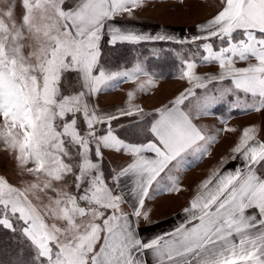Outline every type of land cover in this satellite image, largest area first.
<instances>
[{
	"label": "snow or ice",
	"instance_id": "snow-or-ice-1",
	"mask_svg": "<svg viewBox=\"0 0 264 264\" xmlns=\"http://www.w3.org/2000/svg\"><path fill=\"white\" fill-rule=\"evenodd\" d=\"M139 3L75 0L66 8L65 0H22L24 14L17 23L15 0H0V141L31 177L22 187L0 180V226L15 232L12 218L21 222L19 230L34 249L33 264H147L145 250L151 251L154 264H264V171H257L258 166L264 169V142L248 130L234 149L244 167L204 182L184 209V221L172 232L144 242L121 209L130 195L136 201L131 215L147 219L140 211L145 198L179 191L180 178L174 171L198 162L214 142L180 107L196 95L192 89L170 107L157 110L150 125L153 140L142 145L114 135L110 121L117 117L106 122L89 113L86 97L149 75L140 65L123 73L97 66L106 27L112 42L170 39L109 25L115 16L131 14ZM199 31L194 40L215 37L224 45L216 51L211 44L204 46L207 55L202 59L218 62L221 70L209 82L228 79L233 87L206 93L196 105L197 113L207 112L233 91L251 95L257 103L248 107L264 110V0H224L222 10ZM237 62L248 66L236 68ZM196 67L187 62L182 77L206 89L194 73ZM70 71L79 74L82 90L64 95L61 80ZM146 85L154 86L153 79L139 87ZM69 114L73 118L65 119ZM77 114L86 123L87 135L77 128ZM96 123H105L107 131L97 135ZM102 149L133 157L109 178L111 183L91 159L93 152L97 161L102 159ZM69 177L74 193L61 186ZM249 209L256 212L248 214Z\"/></svg>",
	"mask_w": 264,
	"mask_h": 264
},
{
	"label": "crops",
	"instance_id": "crops-1",
	"mask_svg": "<svg viewBox=\"0 0 264 264\" xmlns=\"http://www.w3.org/2000/svg\"><path fill=\"white\" fill-rule=\"evenodd\" d=\"M223 6L224 0H140V3L133 8L131 14L124 12L117 15L113 20L109 21V25L118 26L125 32L131 31L153 38L158 36L170 38L167 40L150 39L135 43L161 42L197 45L203 50L205 56L207 55L204 51L206 44H211L214 51L219 50L224 45L215 37L210 40H194L193 38L201 35L199 29L207 25L222 10ZM235 35L239 39V34ZM103 41L112 42L107 27L99 41V52ZM115 42L128 41L117 40ZM99 60L100 55L98 62ZM192 62L197 64L194 73L207 84L206 89L196 88L195 81L190 83L183 77L164 81L142 75L130 82H119L111 89L101 88L98 93L86 97L90 114L94 112L95 115L105 118L106 122L108 117H117L110 121L111 129L114 135H116L113 128L128 127L133 120H142L148 116H153V122L157 110L170 107L177 98L182 94H187V91L190 89L197 91L196 96H190L180 107L193 117V123L201 129L202 133L214 141L211 145L207 146V155L198 162L194 161L190 166H181L179 171H174L173 174L180 178L179 191L175 193L152 194L150 198H145L140 211L147 214V219L131 215L136 201L130 195L126 197V202L121 205L122 211L128 214L130 219L135 223L138 237L144 242H148L164 233H170L181 224L185 219L184 209L189 206L193 197L201 191L202 184L209 180V178L218 173L223 174L244 167L243 158L234 149L241 145L243 133L246 130L249 131L250 136L254 135L257 141L264 142V110L255 111L251 107H248L257 103V100H254L251 95L240 91H233L232 93L225 94L222 101L216 103L210 109V113H197L196 105L203 98L201 97L202 93L205 95L214 89L233 86L228 79H225L222 83L214 80L209 82L211 78L217 77L221 71L218 62H206L204 60L202 62ZM250 62L255 63L254 60ZM234 66L236 68H245L248 66V63L237 62ZM70 72L72 73V71ZM73 73L76 74L80 83L79 89L82 90L79 74L75 71ZM149 78H152L153 81L155 80L154 86L151 88L155 90L154 92L160 89L161 94L159 96L162 97H153L147 85L145 89H140L139 85L142 83L146 84ZM158 81L163 82L162 85L159 86ZM164 86H166L167 92L164 91ZM162 87L164 90H161ZM129 93H132L131 98L129 97ZM214 94L219 95L218 92ZM193 98L196 99L192 101L191 99ZM218 107L222 108L219 111L221 115L217 114L216 110ZM137 108L143 111L137 112ZM129 110L132 111V115L123 114ZM197 115L199 116V120L204 121L203 123L198 122V119L195 118ZM94 127L95 129L106 128L105 123H96ZM214 129L221 131L222 134L217 135ZM148 134L147 138L139 142L122 141L130 145L146 144L153 140L150 126ZM249 143H252V141L250 140ZM109 151L111 155L109 158H106L108 159L111 177L131 163L133 157L123 151ZM144 155L151 156L152 154L144 153ZM11 159L12 157L10 158V166L17 171L14 161L12 162ZM27 166L33 167L31 163ZM257 171H264V169L258 166ZM107 176L108 181L110 177L109 175ZM255 212L256 209L248 210V214ZM144 258L147 260V264H154V258L150 250H145Z\"/></svg>",
	"mask_w": 264,
	"mask_h": 264
},
{
	"label": "rangeland",
	"instance_id": "rangeland-1",
	"mask_svg": "<svg viewBox=\"0 0 264 264\" xmlns=\"http://www.w3.org/2000/svg\"><path fill=\"white\" fill-rule=\"evenodd\" d=\"M74 3H75V0H65L64 6L67 8V7L73 6ZM23 14H24V9L22 6V0H15L14 16H15V20L17 23L21 22ZM121 43H127V42H121ZM118 44L119 43L111 42V43H106L105 46L102 47V51L104 52L103 55L100 54L102 56V62L104 63L103 65L107 66L109 69L114 68L110 63V60H111L110 58H111V55H114V53H113L114 48L113 47H115ZM184 50L186 51V54L180 55V66H179L178 71L176 72L175 76L171 77V78H167V79L163 78L161 80L167 81V80L182 77V72L185 70L184 69L185 64L189 61H191V62L192 61L202 62L204 52L202 49H200L199 46L194 45L192 47V49L190 48V49H187V50L184 49ZM24 51H25V54H27L28 49L26 48ZM137 65L142 66L144 71L148 73L145 65H143V63H140V62H138L132 66H129V67H122L118 71H113V72H119V71L120 72H123V71L124 72L125 71L131 72ZM148 74L149 75H147V76L154 77L150 73H148ZM154 78H157V77H154ZM113 83H116V82H113ZM157 83H159V86H160V85H162L163 82L158 81ZM79 85H80V83L77 79L76 74H74L73 71H72V73L71 72H65L63 74V77L61 80V93L64 95H74V94L81 91V89H79ZM164 87H165L164 88L165 90L163 89V87L161 90H164L165 92H167L168 90L166 89V86H164ZM182 87H184V86H182ZM106 89H111V88H106ZM148 89L153 94V97L159 96L161 94L160 89H158L156 92H154L155 90L152 89L151 87H148ZM168 89H170V88L168 87ZM192 90H194V89H192ZM173 91H175V90L173 89ZM199 92H201V91H199ZM195 93H197V91H195ZM203 95L204 94L202 93L201 97H203ZM159 97H162V96H159ZM194 99H196V98H193L191 100L193 101ZM87 102H88V100H87ZM212 108L213 107H211L210 109H212ZM210 109L207 111L208 113H210ZM221 109H222L221 107H218V109L216 110L218 112L217 114L221 115V112H219ZM223 113L225 114V112H223ZM231 114H233V113H231ZM226 115H227V113H226ZM72 118L73 117L71 116V114H69L65 119L70 120ZM74 118L77 120V128L80 131L81 135H87L88 130H87V126H86V123H85L82 115L77 114ZM198 122L203 123L204 121L198 119ZM113 130L115 131L116 136L120 140L132 142V139H136V138H135V135H133V133H131V132L134 130H138V129H132L131 130L130 127H125V128H119V129L113 128ZM106 131H107V128L96 129V134L100 135L101 133H104ZM215 133L217 135L222 134L221 131H219V130H215ZM226 133L228 134V132H226ZM94 144H95V142L93 141V145ZM71 151H72V157H73L72 162L73 163L78 162L79 158L77 157L76 149L74 146L71 148ZM110 155H111V153L109 150L102 149V159L97 161V158H96L94 152L91 154V159L94 162L99 163L100 169L103 173L105 180H107V177H108L107 175H109V177L111 175V171H110L109 164H108V159L106 158V157L109 158ZM11 157H12L11 161L12 162L14 161V165L17 168V171L15 170V168H12V166H10V158ZM0 180H4L8 184H10L12 186H16V187H22L29 180H31V177L27 174V172H22L21 169L18 167L17 161L15 159V153L11 150H7L6 146L4 145V143L2 141H0ZM72 180H73V178L69 177L67 180V184L62 183L61 186L65 187L69 192L74 193L75 189L71 186ZM108 182L111 183V181L109 179H108ZM33 203L35 204L36 201H33ZM12 223L16 227V231L13 232L8 228L0 226V237H2L4 239V241H6L7 243H10V244L12 242L13 243L19 242L20 244L25 245L26 248H28L29 253L33 255L34 249L31 247L30 243L26 240V238L21 234V232L19 230L21 227V222L16 220L15 218H12ZM49 223H51V221H49Z\"/></svg>",
	"mask_w": 264,
	"mask_h": 264
},
{
	"label": "trees",
	"instance_id": "trees-1",
	"mask_svg": "<svg viewBox=\"0 0 264 264\" xmlns=\"http://www.w3.org/2000/svg\"><path fill=\"white\" fill-rule=\"evenodd\" d=\"M108 43L103 41L100 47V54L103 55L102 47ZM192 45H180L170 43H119L114 48V55H111L110 63L114 67L109 69L104 66L102 56L98 67L106 72L118 71L122 67H129L138 62L145 65L148 73L158 79H167L174 77L180 66V55L186 54L184 49H192ZM153 120V116L145 117L142 120H133L128 126L130 129H138L130 131L135 135L136 139L132 142H139L148 137L149 126ZM144 132V133H143ZM32 254L28 248L19 242L7 243L0 237V264H33ZM31 262V263H30Z\"/></svg>",
	"mask_w": 264,
	"mask_h": 264
}]
</instances>
